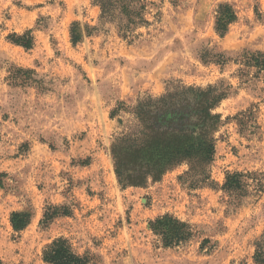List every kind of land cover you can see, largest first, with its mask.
Returning <instances> with one entry per match:
<instances>
[{"label":"rangeland","instance_id":"1","mask_svg":"<svg viewBox=\"0 0 264 264\" xmlns=\"http://www.w3.org/2000/svg\"><path fill=\"white\" fill-rule=\"evenodd\" d=\"M144 1L151 25L135 43L107 25L74 46V22L99 26L92 0H0V264H49L45 250L60 238L93 264H254L264 194L229 212L220 190L181 184L187 166L123 189L110 114L120 102L162 95L169 82L207 89L224 81L232 94L215 110L213 180L221 187L227 173L264 172V67L249 62L264 55V0ZM226 4L237 20L221 37L217 11ZM29 30L33 49L12 42ZM207 51L227 62L203 63ZM12 67L33 74L13 84ZM252 107L257 115L239 125ZM14 214L30 216L25 230L13 228ZM166 215L198 234L164 247L150 224Z\"/></svg>","mask_w":264,"mask_h":264},{"label":"trees","instance_id":"2","mask_svg":"<svg viewBox=\"0 0 264 264\" xmlns=\"http://www.w3.org/2000/svg\"><path fill=\"white\" fill-rule=\"evenodd\" d=\"M92 3L101 10L99 26L87 25L86 31H83L82 24L74 22L70 31L74 46L80 44L85 36L91 37L107 25L113 26L120 38L131 45L139 39L137 32L151 25L148 20L149 4L144 0H92ZM217 12L216 30L221 37H225L237 16L228 4L221 5ZM11 40L31 50L35 45L34 30L26 31L22 36L14 35ZM257 54L262 57L249 59V62L256 67H264V55ZM200 59L205 64L227 62L225 55H215L210 51L201 53ZM9 73V80L17 84L20 79L18 73L26 75L33 74V71L12 67ZM231 91L232 87L224 81L207 89L175 81L169 82L160 96L146 94L132 104L120 102L110 114L119 128L114 135L111 156L120 186L123 189L141 187L149 179L160 181L166 173L187 166L188 169L179 177L181 184L191 191L220 190L229 212L242 207L251 197L260 198L264 194V172L227 173L221 187L212 177L211 167L217 147L215 134L222 124V116L215 110L232 94ZM255 109L252 107L240 113L235 118L239 125L244 126L249 116L257 115ZM50 219L47 213L43 223H48ZM29 220L28 214H14L13 228L23 231ZM150 225L166 248L184 247L198 234L191 224L170 215L160 216ZM209 243L205 240L202 249ZM255 248L254 264H264V233L256 241ZM44 260L49 264L94 263L90 254L79 255L65 238L55 240L46 248Z\"/></svg>","mask_w":264,"mask_h":264}]
</instances>
